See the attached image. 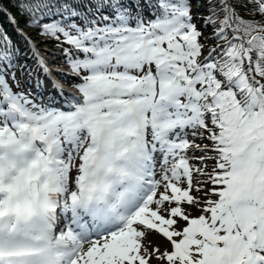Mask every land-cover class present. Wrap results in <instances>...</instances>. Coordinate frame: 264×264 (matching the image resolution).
Instances as JSON below:
<instances>
[{
	"label": "snow or ice",
	"instance_id": "6c2138e0",
	"mask_svg": "<svg viewBox=\"0 0 264 264\" xmlns=\"http://www.w3.org/2000/svg\"><path fill=\"white\" fill-rule=\"evenodd\" d=\"M7 2L0 264H264V0Z\"/></svg>",
	"mask_w": 264,
	"mask_h": 264
},
{
	"label": "trees",
	"instance_id": "16d2710c",
	"mask_svg": "<svg viewBox=\"0 0 264 264\" xmlns=\"http://www.w3.org/2000/svg\"><path fill=\"white\" fill-rule=\"evenodd\" d=\"M3 7L6 11H11L14 15H16L17 21H23V17L17 12L16 8L13 7L12 4L7 2V0H3ZM0 32H6L11 40L14 37V31L11 28L9 19L3 12H0Z\"/></svg>",
	"mask_w": 264,
	"mask_h": 264
},
{
	"label": "rangeland",
	"instance_id": "374dc122",
	"mask_svg": "<svg viewBox=\"0 0 264 264\" xmlns=\"http://www.w3.org/2000/svg\"><path fill=\"white\" fill-rule=\"evenodd\" d=\"M40 39H43V38H38V41L40 40ZM52 44V43H51ZM50 45V43H44L42 46L45 48V47H48ZM57 51V50H56ZM61 53V52H60ZM62 54V53H61ZM25 71H26V69H24V74H21L19 71L17 72V74L19 75V76H21V84L23 85V83H24V81H25V79H27V77H28V73H25Z\"/></svg>",
	"mask_w": 264,
	"mask_h": 264
}]
</instances>
